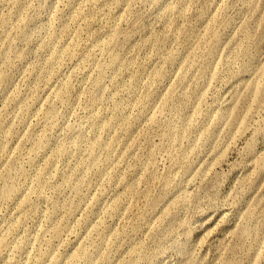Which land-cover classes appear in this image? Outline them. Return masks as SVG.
<instances>
[{
    "label": "rangeland",
    "instance_id": "obj_1",
    "mask_svg": "<svg viewBox=\"0 0 264 264\" xmlns=\"http://www.w3.org/2000/svg\"><path fill=\"white\" fill-rule=\"evenodd\" d=\"M0 264H264V0H0Z\"/></svg>",
    "mask_w": 264,
    "mask_h": 264
}]
</instances>
